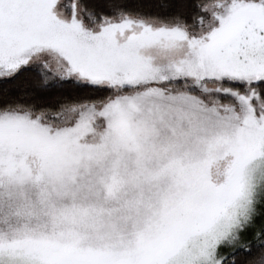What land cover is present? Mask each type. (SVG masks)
Instances as JSON below:
<instances>
[{"label":"snow or ice","instance_id":"snow-or-ice-1","mask_svg":"<svg viewBox=\"0 0 264 264\" xmlns=\"http://www.w3.org/2000/svg\"><path fill=\"white\" fill-rule=\"evenodd\" d=\"M0 264H264V0H0Z\"/></svg>","mask_w":264,"mask_h":264}]
</instances>
